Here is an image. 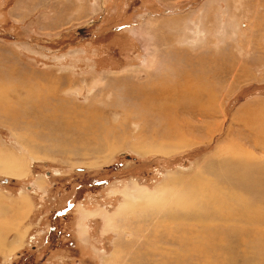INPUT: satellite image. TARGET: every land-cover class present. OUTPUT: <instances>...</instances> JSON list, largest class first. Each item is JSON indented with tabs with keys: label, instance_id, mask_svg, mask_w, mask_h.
<instances>
[{
	"label": "rangeland",
	"instance_id": "rangeland-1",
	"mask_svg": "<svg viewBox=\"0 0 264 264\" xmlns=\"http://www.w3.org/2000/svg\"><path fill=\"white\" fill-rule=\"evenodd\" d=\"M187 79L214 98L207 117H189L190 142L164 155L131 148L133 125L114 153L85 143L25 97L52 90L46 104L99 108L118 126L142 109L141 92ZM0 90V264H170L175 250L188 253L180 264H204L180 244L201 228L171 225L168 214L179 190L222 157L242 150L264 163L254 130L264 121V0H0ZM229 224L201 247L212 248V264L242 263L246 229Z\"/></svg>",
	"mask_w": 264,
	"mask_h": 264
},
{
	"label": "bare ground",
	"instance_id": "bare-ground-1",
	"mask_svg": "<svg viewBox=\"0 0 264 264\" xmlns=\"http://www.w3.org/2000/svg\"><path fill=\"white\" fill-rule=\"evenodd\" d=\"M184 81L179 85H172L173 83L170 84L166 80L169 85L162 89L156 90V88L150 87L141 92L138 98L143 101L142 109L124 112L118 126H110L105 122L101 111H98L99 108L87 114H79L58 104H46L47 99L54 97L51 89L52 93L47 94L39 92L40 89L33 93L28 91L25 93V97L35 102L33 107L40 111L43 118L52 119L61 128L75 127L78 129L83 135L82 141L85 143H96L99 148L114 153L124 141H127L126 130L130 129L128 125H133L136 133L140 135L136 141L130 143L131 148L140 152L141 155L151 153L164 155L173 152L170 149L172 146L177 147L184 141L190 142L191 135L195 133L197 127L193 126L189 117H207L214 98V94L208 89V84L194 83L190 79ZM24 88L21 87V90ZM2 97H6V94L0 90V99H4ZM15 101L22 106L24 114L27 107H24L23 100L18 98ZM37 114L39 113L37 112ZM254 130L257 134L255 141L261 139L263 141L259 144H264V121L254 123ZM118 136L120 137L118 138ZM241 151H238L237 155L222 157L219 162L214 163L215 165L212 164L215 173L208 172L206 166V170L196 173L191 178V182L179 192L177 191L179 180L173 178L170 183V192L175 190L179 194L176 199L174 198V207L168 214L167 222L171 225L181 222L182 226L196 223L201 228L200 232L193 235V238H184L183 243L180 244L192 245L193 248L189 254L198 257L204 264H212L210 261L212 248H209L212 246L211 241L214 240V233H217L215 229L228 227L229 223L243 225L246 229L245 235L242 231L240 232L238 240V244L244 248L240 259L241 264H264V229L261 228L264 224V212L260 208L264 203L258 200V196L264 191V163L257 161L256 157H245ZM2 159L0 157V161ZM1 169L14 175L21 172V168L18 167ZM227 176L237 179V182H225L224 179ZM240 185L244 187V190L250 191L249 194L247 193L249 198H246L247 196ZM179 209L187 211L189 215H186L189 217L184 218L183 212ZM206 246H210L209 250H201V247ZM215 248H220V246L216 244ZM172 255L173 257H169L168 260L163 257V263L167 260L170 264H180L183 258H188V253L177 250ZM233 262L232 259L231 263Z\"/></svg>",
	"mask_w": 264,
	"mask_h": 264
}]
</instances>
